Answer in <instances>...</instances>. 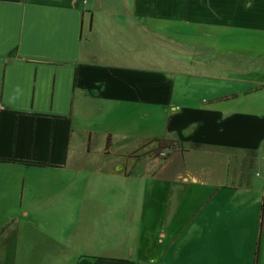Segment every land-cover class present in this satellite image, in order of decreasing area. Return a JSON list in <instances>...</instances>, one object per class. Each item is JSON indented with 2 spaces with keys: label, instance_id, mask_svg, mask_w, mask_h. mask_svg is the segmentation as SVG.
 <instances>
[{
  "label": "crops",
  "instance_id": "obj_1",
  "mask_svg": "<svg viewBox=\"0 0 264 264\" xmlns=\"http://www.w3.org/2000/svg\"><path fill=\"white\" fill-rule=\"evenodd\" d=\"M3 227L0 264H264V0H0Z\"/></svg>",
  "mask_w": 264,
  "mask_h": 264
},
{
  "label": "trees",
  "instance_id": "obj_2",
  "mask_svg": "<svg viewBox=\"0 0 264 264\" xmlns=\"http://www.w3.org/2000/svg\"><path fill=\"white\" fill-rule=\"evenodd\" d=\"M155 142H157L156 151H158L159 154L162 151H166L167 152L166 156L163 157V158L168 157V155L171 152V150L177 149L178 146H179L177 143H174V142L168 141V140H164V139L163 140H156ZM4 229H5V227L0 229V234L3 232Z\"/></svg>",
  "mask_w": 264,
  "mask_h": 264
},
{
  "label": "built area",
  "instance_id": "obj_3",
  "mask_svg": "<svg viewBox=\"0 0 264 264\" xmlns=\"http://www.w3.org/2000/svg\"><path fill=\"white\" fill-rule=\"evenodd\" d=\"M86 2V1H85ZM166 154H167V152L166 151H162L161 153H160V155L162 156V157H165L166 156Z\"/></svg>",
  "mask_w": 264,
  "mask_h": 264
},
{
  "label": "rangeland",
  "instance_id": "obj_4",
  "mask_svg": "<svg viewBox=\"0 0 264 264\" xmlns=\"http://www.w3.org/2000/svg\"><path fill=\"white\" fill-rule=\"evenodd\" d=\"M154 144L157 145V142H153V145H154Z\"/></svg>",
  "mask_w": 264,
  "mask_h": 264
}]
</instances>
